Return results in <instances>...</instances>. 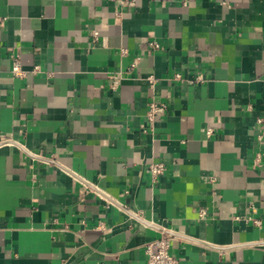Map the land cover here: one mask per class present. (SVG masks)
I'll list each match as a JSON object with an SVG mask.
<instances>
[{"label":"crops","instance_id":"crops-1","mask_svg":"<svg viewBox=\"0 0 264 264\" xmlns=\"http://www.w3.org/2000/svg\"><path fill=\"white\" fill-rule=\"evenodd\" d=\"M164 230L264 264V0H0V264H147Z\"/></svg>","mask_w":264,"mask_h":264},{"label":"built area","instance_id":"built-area-1","mask_svg":"<svg viewBox=\"0 0 264 264\" xmlns=\"http://www.w3.org/2000/svg\"><path fill=\"white\" fill-rule=\"evenodd\" d=\"M150 47L156 49L159 47V44L156 41H152L150 43ZM13 60H14L13 73L20 77L24 76L26 74V71L22 69L20 58L16 56L14 57ZM150 78L152 79V77ZM120 83H121V75L119 74L113 75L110 80V88L114 90L118 89ZM165 109H166V104L164 103H158L155 101H152L150 103L147 116L151 125H153L154 121L156 120V116L159 113L164 112ZM259 122H262V119H259ZM149 171L153 179L155 180L167 171V165L163 161H155L149 165ZM99 195L105 199L111 200L103 193L102 194L99 193ZM205 214H206V210L203 208L200 209V216L203 217L205 216ZM175 238L176 236L173 233L164 230L159 238L155 239V241H153L152 243L146 245L145 249L148 255L147 264H180V260L176 256H174L170 251L171 245L175 240Z\"/></svg>","mask_w":264,"mask_h":264}]
</instances>
